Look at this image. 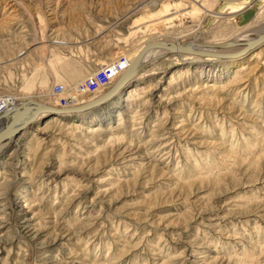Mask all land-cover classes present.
<instances>
[{"label":"rangeland","instance_id":"1","mask_svg":"<svg viewBox=\"0 0 264 264\" xmlns=\"http://www.w3.org/2000/svg\"><path fill=\"white\" fill-rule=\"evenodd\" d=\"M196 1L210 13L178 12L179 0H0V110L94 99L122 74L79 91L101 59L127 63L152 39L204 45L264 28V0ZM170 8V33L132 32L138 16ZM249 51L224 74L222 57L187 69L162 56L130 86L154 91L98 116L47 110L19 133L0 156V264H264V51Z\"/></svg>","mask_w":264,"mask_h":264},{"label":"bare ground","instance_id":"2","mask_svg":"<svg viewBox=\"0 0 264 264\" xmlns=\"http://www.w3.org/2000/svg\"><path fill=\"white\" fill-rule=\"evenodd\" d=\"M200 1L201 0H197L195 4H198V2L200 3ZM209 1L211 3H213L212 4L213 6L216 4V3H214V2H216V0H209ZM194 2H195V0H191L189 2H187L186 0H179V3H176V5H175L176 10L178 12L179 11L180 12H186L189 15H192L193 17H197V16L201 15L199 13H202L203 16L208 15L210 13V10H208L206 8H204V10L196 9L193 6ZM173 12L174 11L171 8L170 9H159L158 12L154 13L153 17H146L145 18V16H138L132 24V29H133L132 32L136 31L137 29H141V28L143 30H145V29H152V27H155V29L158 31L170 33L171 31H167V30L172 29V27H174V25H172L173 23L171 22L173 19V16H172ZM258 18H259V21L264 18V5L259 10ZM170 23L172 26H168ZM249 24H251V23H248V25ZM248 25H247V27H248ZM250 27H251V25L249 26V28ZM253 28H255V27L253 26ZM256 28L255 29H251V28L247 29L246 33H242L241 31H239V29H234L232 32L229 31L230 32L228 34L229 37H220L219 40L214 41L213 43H205L204 45L199 44V43L194 42V41L189 42V41H182L181 40V42H177V41L175 42V41L171 40L170 38H164V37L158 38V39L164 40L166 42L172 41L173 43H175L176 46H181L182 44H184L188 47V49L187 50H181L179 47L172 49L171 47L166 48V47H162V46H153V47L149 48L146 51V53L143 55V57L141 58L139 65H138V69L131 76V78L128 81H126L127 84L124 87L117 90L113 95H111L110 96L111 98H109L103 102L96 103V105H94V106L82 109L81 111H70V110L55 111L56 113L51 114L52 119L55 120L57 118L58 119L62 118V116L70 117V116H75V115L83 117L86 114H90L91 111L96 112L97 114L96 115L94 114V115L98 116L99 115V113H98L99 108H102L103 106H105L110 101L114 102V100H115V102L120 103L121 99L125 98L127 100L130 98H134L135 96H139L141 93L145 94L147 91H151V90L154 91L155 87H148V89H146V88L140 89L139 87H136L138 85V84H136L134 86V90H132L133 87H130V86H133L131 84L134 82L135 83L136 82H139V83L142 82L141 80L146 79L148 74L150 73V71H153V69L159 70L157 68H160V65L158 62H156V60L162 56H166V57L168 56L170 61L173 60L174 63L176 62V65H180L183 63L180 60H185V63H188V64H185L187 69L190 67L198 68V67L203 66L204 63H201V65H193V64L197 63V62H202V60H205L206 58H207L206 62H210V61H216L222 57L223 59H221V61L223 63L221 65L224 66V69H222L220 72H221V74H224V73L230 71L232 68H235L236 65H240V64L244 65L245 63H241V62L250 58V55H249L250 51L248 49L249 48L248 44L252 40H254V38L261 35L262 32L264 31V28L263 29H258V28L256 29ZM225 34H226V32H225ZM263 47H264V40L255 45V47L253 48V49H255V51L253 52L255 54H253V55H256V54L259 55V59H260L261 58L260 56L262 55L261 53L264 51ZM140 48L136 49L133 52V54L129 57V59H127L128 61L126 63L125 69L122 71V74H124V72L128 68H130L129 66H130L133 58L138 54V51ZM253 49H251V50H253ZM110 59L112 61H115L116 56L115 57L112 56ZM102 60L103 59H101V61L99 63L100 65H104V63H105V61L102 62ZM109 60L107 59L106 62H108ZM146 63H151L152 67H150L148 69H142V66L144 64L146 65ZM191 64H192V66H191ZM221 65L219 64L217 66H221ZM183 66L184 65H182V67ZM182 67H180V68L177 67L178 70L176 69L175 73L172 74V76L170 77V79L168 81L169 85L171 83H173V81H175V79H177V77H180L183 75V73H179V72H181L180 70H182ZM215 67L216 66H211L208 68V70L218 72V70H215ZM242 68H245V67L243 66ZM236 70H237V68H236ZM122 74L120 76H122ZM205 85H207L205 87L206 90L208 88V89H210V91L214 90V92H216V90H219L221 88V86L216 81H208L205 83ZM205 88H204V90H205ZM133 91H134V94H132ZM187 92H189V90ZM126 95H128V96L126 97ZM244 95L245 94H243V96ZM244 97L246 98L247 96L245 95ZM207 100L208 99H205L204 101H207ZM208 101H210V100H208ZM41 105L42 104L38 103L37 101L31 102L30 100H24L23 101L21 99H18L17 102H13V103L11 102V104H9L8 106L5 105L3 108H1V110H0V135L1 136L4 135V136L2 139H0V156H1L2 150L4 148H6L7 146H9L10 142H12L14 140L18 141L19 139L21 140V136H19V133L21 134L22 132L29 131V127L31 126L32 123H37L38 120L41 119V117H43V116L45 117L48 115V114H46L47 110L46 111H41V110L36 111V109H38V107ZM254 106H257V103ZM55 126H56V124H55ZM57 127H59V126L57 125ZM11 128H19L20 131L18 133H12V131H10V133L7 134V132L9 130H11ZM99 128H96L95 130H99ZM167 132H169V131H167ZM167 132H165L163 136L158 137V139L159 138H166L168 136ZM16 135H17V137L14 139V137ZM174 135H176L175 138H172V140L168 143L166 142L165 144H160V142H159L157 144L158 146L156 148L152 149L151 152L156 153L157 150L164 148V146L170 145V143L172 141H174L175 139L177 140V142H179L180 137H178L177 134H174ZM168 156H170V155H168ZM225 158L230 159L229 156H225ZM16 240L14 239L13 242H15ZM37 251H40V250H37Z\"/></svg>","mask_w":264,"mask_h":264},{"label":"water","instance_id":"3","mask_svg":"<svg viewBox=\"0 0 264 264\" xmlns=\"http://www.w3.org/2000/svg\"><path fill=\"white\" fill-rule=\"evenodd\" d=\"M263 40H264V31L262 32L261 35L254 38V40H252L248 44V47H249L248 49L249 50L253 49L257 43L262 42ZM153 46H162V47H166V48L171 47L172 49L179 47L181 50H187L188 49V47L186 45L182 44L181 46H176L175 43H173L172 41L166 42V41L160 40V39H152L150 41H147L139 49L138 54L133 58L130 66H129L130 68H128L124 72V74H122V76H120L115 81V83H113L108 89H106L104 92H102L101 94L96 96V98L91 99L89 101L81 102V104L67 105V106H63V107L62 106L43 104V105L39 106L38 109H36V111H39V110H41V111H46V110H48V111L49 110L50 111H67V110L81 111L82 109L94 106V105H96V103H100V102H103V101L111 98L110 96L113 95L117 90L122 88L126 84V81H128L131 78V76L138 69L139 62H140L141 58L143 57V55L146 53V51L149 48H151ZM10 131H12V133H18L20 131V129L19 128H11V130H9L7 132V134H9ZM3 136L0 135V139H2Z\"/></svg>","mask_w":264,"mask_h":264},{"label":"built area","instance_id":"4","mask_svg":"<svg viewBox=\"0 0 264 264\" xmlns=\"http://www.w3.org/2000/svg\"><path fill=\"white\" fill-rule=\"evenodd\" d=\"M119 58L121 59H116L105 67L102 65L93 74L81 80L77 85V89L80 88L81 90L79 91L93 92L96 89L108 86L113 76L119 74L125 68V58L123 56Z\"/></svg>","mask_w":264,"mask_h":264}]
</instances>
